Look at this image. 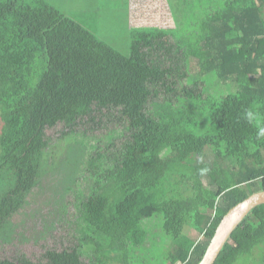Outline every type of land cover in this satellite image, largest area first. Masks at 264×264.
I'll return each mask as SVG.
<instances>
[{"label": "trees", "instance_id": "trees-1", "mask_svg": "<svg viewBox=\"0 0 264 264\" xmlns=\"http://www.w3.org/2000/svg\"><path fill=\"white\" fill-rule=\"evenodd\" d=\"M141 21L123 54L46 0H0V244L44 175L73 183L83 165L86 181L73 246L0 264H197L226 211L264 189V0H151ZM57 123L71 140L54 162ZM244 257L264 264V204L213 264Z\"/></svg>", "mask_w": 264, "mask_h": 264}, {"label": "rangeland", "instance_id": "rangeland-1", "mask_svg": "<svg viewBox=\"0 0 264 264\" xmlns=\"http://www.w3.org/2000/svg\"><path fill=\"white\" fill-rule=\"evenodd\" d=\"M17 1L34 2V0ZM46 1L90 28L99 38L111 43L121 53L128 54L132 30L142 25V8L147 6L151 0H141V2L139 0ZM150 11H152L151 7L146 12ZM193 65L191 64L192 67H194ZM114 128L121 130V126L113 123L109 124L107 128L103 126L93 130L90 133L93 134V137L88 140L89 147L96 145V139L105 138L106 134L108 137ZM62 129V123H57L52 127H46L44 131L50 142V153L55 158L54 162L65 157V146L71 140L61 135ZM112 145L115 144H110L109 147ZM79 168L81 174V168L84 167L81 165ZM79 176L78 178L76 176L75 181L69 184L58 181L61 175L57 173L49 172L42 177L41 182L33 189L35 192L33 200L12 216L11 219L15 225L13 238L10 242L0 244V258L12 259L19 253H23L33 260L44 259L43 253L47 249L61 250L76 243L75 238L78 236L75 229L78 218L77 202L82 196L79 191L86 195L85 178ZM61 185H69L70 188L65 190ZM52 189L54 191H51ZM150 227L156 231L158 225L155 222H150ZM186 232L192 235L194 230L186 229ZM75 234L77 235L75 236ZM159 244L162 247L161 241ZM249 259L241 258L237 264H247Z\"/></svg>", "mask_w": 264, "mask_h": 264}, {"label": "water", "instance_id": "water-1", "mask_svg": "<svg viewBox=\"0 0 264 264\" xmlns=\"http://www.w3.org/2000/svg\"><path fill=\"white\" fill-rule=\"evenodd\" d=\"M261 204H264V189L252 192L231 206L221 217L197 264H213L232 231L253 208Z\"/></svg>", "mask_w": 264, "mask_h": 264}, {"label": "clouds", "instance_id": "clouds-1", "mask_svg": "<svg viewBox=\"0 0 264 264\" xmlns=\"http://www.w3.org/2000/svg\"><path fill=\"white\" fill-rule=\"evenodd\" d=\"M245 119H247L249 122L255 121L257 119L256 113L252 111H246ZM257 135L258 137H264V127H259ZM206 171L207 169L202 170V172H206Z\"/></svg>", "mask_w": 264, "mask_h": 264}]
</instances>
